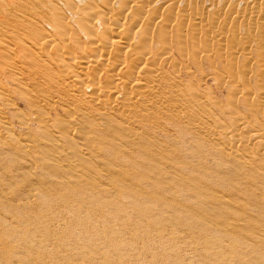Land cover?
<instances>
[{
	"label": "rangeland",
	"instance_id": "obj_1",
	"mask_svg": "<svg viewBox=\"0 0 264 264\" xmlns=\"http://www.w3.org/2000/svg\"><path fill=\"white\" fill-rule=\"evenodd\" d=\"M14 1L11 0L10 2V0L8 1L6 0L5 2L7 3L4 4V2L1 3L0 0V4H1L0 10L1 8L2 10H4V6L12 3L11 5L12 7L9 5L12 9L10 7L8 8L7 5L6 8L8 9H5L7 12L4 11L5 13H3L1 10V13L3 14L1 15L0 13L1 15L0 17H2V20H4L5 18H7L8 20V21L6 20V22L4 21L6 23L5 25L4 22L2 24L0 23L1 26L0 30L3 31L5 35L8 32L9 34L16 32L19 33L23 32L22 34L27 35L28 32V35L32 36L33 34L40 31L38 32L39 36L38 34H36L37 36L34 35L32 37L33 38L36 37V39L37 40L39 39V41L41 40L46 41L49 40L48 38H50L51 40H56L57 43H59L58 40L60 38H63V40L66 38L68 39L65 42L63 40H61L60 42V44H63V47L61 45L59 46V48L61 49L62 47V50L64 49L63 52L62 50H58V52L61 53L60 55H63L64 53L63 55L64 57L60 55H58V57L54 56L57 54L56 53L57 51H55V48L53 46L51 47L49 46L46 48L47 50H49V48L51 49L48 52L42 51L39 53V51L36 49L33 48H31L33 50L30 49L32 52L36 50L37 53L38 51L37 53L38 56L36 55V57L38 58V60L41 59L39 60L40 65L48 63L47 64L48 70L45 71L44 69H42V71H40L39 74L38 72H36L37 70L41 69V68L38 69V67H40L39 64L30 65L29 63L30 54H31V52H29L30 50L28 51L29 53H27L28 56L24 58L23 55H20L23 53H20L21 50L17 49V46H15L14 43L11 44L8 43L7 46L9 48L8 50L10 52L12 50L14 55H16L17 53L16 51H18L19 53L17 54V56L20 60H18V62L15 61V64H17L16 67L19 66V68L21 67L26 68L27 71H24L23 74H20L18 72L19 70H17L18 68L17 69L16 67L14 69L9 68V71L11 69V71L14 73L13 75H15V76L13 75L9 76V74L12 73H9L8 68L7 71L4 70L6 72H4L5 75L3 76L5 77L7 75L6 77L8 78L7 80L6 78L4 79V77L1 78V82L3 85L2 87L4 88H2L0 92L1 94L4 92L2 98H4V96L7 95L5 97L6 99H8L7 100L8 102L3 101L6 102L7 103L6 104L3 103L2 100H0V106L2 107V109L4 108L3 110L1 109L0 116L3 117V119L5 118L4 120L7 123L11 122L12 124V125L10 124L11 126H9L8 123V126L11 129L10 132L12 133V135L16 137L18 136L17 138L20 141L18 142L21 144L20 147L26 144L27 146L24 145L23 146L24 148L23 147L22 148L29 150L32 147L35 149L36 146V150L40 148L38 151L44 150L43 151L44 154L42 151L41 154V152L38 153V151L33 149L34 151L33 150L32 151L33 154L35 153L34 155L36 159L35 161H33L30 160V157L28 158L23 157L24 154L22 153H21L22 154L21 157L18 156L19 151L17 152L13 146L8 148L6 147L5 150V147L2 146V142L5 139V138L3 139L5 134L1 133L0 130L1 133L0 140L2 138V141H0L1 143L0 144V170H1L0 171V196H1L0 197V264H18V263L19 264H230V260L234 258L237 263L234 262L235 260H232L233 263L231 264H238V263L264 264V244L258 247L248 246L249 248L248 251L245 248L246 245L242 243V240L246 236L257 237V235L259 236L260 232L262 233L260 235L264 236V210H263L264 209V179H263L264 172H262L263 170L261 171L262 169L261 166H263L264 168V146H263L264 143L262 144V142H264V135H263L264 134V0H169V1L167 0H161V1L160 0L157 1L156 0H143V1L142 0H137V1L136 0H128V1L127 0H18L15 1V4ZM23 2L25 3V5ZM88 2L91 4H89ZM232 2L237 4L235 5ZM19 3H21L22 6ZM134 3L136 7L134 6ZM87 4L88 6L90 5L91 9H93L94 12L99 11L100 13L104 12V14L107 12L106 14H108V17L111 12H114L115 15L121 12L119 15L120 20L118 19L119 22H121L120 23L121 25L118 24V27L120 28L119 29L120 32L123 31L122 30L123 28L127 29L124 30V33L127 36L124 37L128 39V41H130L131 39H132L131 41L133 40L137 41L138 37L140 36H142L140 40L142 39L143 41L145 37L144 34H146V37L149 36V39L146 38L148 43L147 42L144 43V45L145 44L148 45L147 46L145 45L146 48H144L145 52L143 55V60H144L143 63L148 64L149 67L147 66L146 72L140 73L141 75L137 74L139 69H136V72L133 73V76L132 73L130 74L127 73V74H129V77L132 78L140 77L139 79L145 78L150 80H152V76L156 77L157 75H160L157 76L159 78L156 77L157 79H155L156 80L155 83L158 85L154 84L156 91L157 88L159 91V92L157 91L159 94L155 92L154 98L156 99V104L158 102L159 103L157 105L155 104L158 108L156 107L154 109L155 106L154 105L150 113L148 114L146 113V115L140 113L141 115L139 114L138 118L139 117L141 118H139V120L137 118L136 121L130 123L133 125L128 124V122L126 123L124 119L119 120L123 125L125 124V126H128L131 130L129 131V134L127 132L123 133V131L122 133L120 132L121 134L119 133L120 135L118 136L121 135L122 136L121 139L120 140L117 139L118 141L116 142L117 143L119 142L118 144L121 143L120 145L123 146L121 149L123 150L121 151L118 150L119 155L117 157V160H115V162L113 160L112 163L111 159L106 155V152L102 153L103 149H101L102 155L99 150L95 151V155L93 156L86 155L83 158L84 161L82 160L81 162L78 163L79 167L84 166V164L86 165L83 168L82 167L78 168V170H80L78 171L79 174L77 173V175L74 176L76 178L73 177L72 179L71 178L72 176L69 177L71 174H69V176L67 175L68 173L66 174L67 171H63L64 172L63 173L62 168L60 170H57L53 166L54 161L52 162L48 161L47 162L48 165L44 163L42 164L43 162L42 159H39L41 162L39 160L37 161L38 158L40 157L43 158V155H45V149L43 148L45 147L47 150L49 148L48 145H50V143L48 142H43L44 140L39 141L40 135H37L38 134L37 131L39 132V130L41 129L40 131L42 132L43 131L42 129L45 128L46 125H49L46 127L49 130L51 129L53 134L61 133L62 131L61 129L65 127L59 123L61 122L63 124H66L70 118L68 114H72L71 108H73V105L69 101L71 97H73L72 95L76 93L68 92L66 90L64 91L63 89H60V87L56 83L57 79H55V83H54V80H52V77H50L49 75L55 73L57 69L58 72H56L55 74L56 75L60 74L59 71L62 68H59L60 66L58 65L59 63L60 65H62L61 62L62 60L64 62V59L67 65L71 64V62L68 61H72V64L69 65V67L73 65L75 67H70V68H74L76 69V71H79L77 66L84 63L86 61L85 60L86 57L89 58L90 56V59L94 57L93 56L94 52L92 49L93 47H91L93 45L90 41L91 39L93 40L94 38L98 39V41L102 40L101 38L102 34L100 32V29H103L101 30L103 33L104 30L106 31V29L108 31L110 30V32H114L113 30L115 29L117 31L118 29V27L110 26V25H114V23L112 22L113 19H111L113 16L109 18H105L106 20L108 19L106 21L107 23L110 21L112 23L111 22L110 24L108 23L106 27L103 26V24L106 25L107 23L106 24L103 23L104 21L101 23V20H99V18L97 17L94 18L93 17L94 12L90 14L89 10L91 9L87 7ZM136 4L139 5L140 7H137ZM29 5L32 8L29 7ZM18 6H20L21 9ZM22 8L26 10L24 11L22 10ZM83 8L84 11L85 9L88 11V14L86 13V11L85 12L82 11ZM14 9L16 12L13 11ZM100 9H102L103 11L102 10L100 11ZM9 10L15 15H13ZM29 10H31V12ZM6 13L8 14L6 15ZM83 13L87 14L89 18L91 17L90 15H92V18L90 19L92 22L89 21V18H87L89 21L88 22L85 19L86 15H83ZM11 15L12 17H9ZM22 15L24 16V18ZM53 15L61 18V21L65 22L66 25L68 26L67 27L66 25H64L67 27L68 31L66 30L67 32L65 31L61 33L62 36L59 35L61 36L59 38L57 36L58 33H55L56 27L58 26L59 23L58 22L59 19L55 18L58 20L53 21L54 19L52 17ZM19 17L20 19H18L19 21H17V18ZM22 19L24 20V22H22L23 21ZM93 19L94 20L97 19V20L94 21ZM20 20L22 21L20 22ZM0 22H2L1 19ZM86 22L90 23L89 24L90 26L92 23V25L95 27L92 26L91 27L95 28L94 31H96L97 29L96 31L97 33L95 32L92 35V33L89 31H92L93 29L92 30L88 29L87 28L88 23ZM85 23L87 27L85 26ZM83 24L85 29L84 31L82 30ZM119 25L122 26V29ZM7 26L10 28H7ZM32 27H34L35 29L37 28L36 30L38 31L33 30ZM59 27L60 29L59 28L58 29L61 30L62 32L63 31L62 26ZM108 27L111 29H109ZM7 30L8 32H6ZM86 30H89L87 31L88 32L87 35L82 33V31L86 33ZM108 31H107V36L109 35ZM138 31L144 32L143 33L144 36L140 35L142 34L141 32L140 34H137L139 33ZM68 32L71 35H67L69 34ZM73 33L77 34L78 36L75 35L74 37ZM72 37H74V39H72ZM134 37L135 39H133ZM23 44H27L26 41H24ZM83 45L84 48L81 47ZM67 49H69V52ZM111 51L109 50L106 51L105 53L106 55L103 54V58L101 56V59H106V62L104 60L103 62L101 61L100 64L99 63L95 64V60H94L96 57L95 56L92 59V62L88 63L89 69L87 72L89 71L97 72L95 74L91 72L89 74V77H92L93 75L95 77L97 76L96 77L97 81L95 82L98 83L100 82V85L101 87L103 86L102 89L104 90L106 89L104 85L107 87L111 86L109 88H114V86L116 85L115 88L117 87L116 88L117 92L121 90L129 91L128 89H131L132 87L131 83L125 84L123 81L118 80L119 79L118 76L122 75L124 78L122 79V77L120 76L122 80L128 78L125 77L128 76L125 73V71L128 72V67L132 65L130 62H132L131 59L134 52L131 49L130 51L123 50L121 55L123 59L125 58L124 59L125 61L121 59L122 57L120 59L126 63L125 65L120 66L121 67L120 68L119 66L116 67L112 66V63L114 62L113 60H115L114 59L115 54L114 52H112L111 55L109 53ZM70 52L72 54L71 58L70 56L66 57L65 55H67V53L68 55H70ZM42 53L43 54L48 53V54L43 55ZM27 54L25 53V56ZM11 55L12 54H10L9 57H11ZM14 55H12L11 58H14L15 57ZM48 55L50 56L46 57ZM82 55L83 57H85L84 59L83 57L81 58ZM52 56L54 58L57 57V59L60 62L54 59ZM22 57L24 60L23 62H22ZM79 57L81 58V60ZM51 58L54 59L53 62L50 61ZM69 58L72 60H68ZM107 58L111 60L110 61L112 62L111 64L108 63L109 60ZM8 60L9 59L7 57V60L4 61H8ZM54 62L57 64L55 65ZM21 64L25 66H22ZM50 66L53 68H50ZM150 66L151 67L153 66L152 67L153 69ZM148 68L149 70L157 69L155 70V72L157 71V74L153 73L151 75V72H149ZM14 70H16L17 73ZM53 70L54 72L51 73ZM44 72L46 75L44 74ZM24 73L27 74V76ZM135 73L136 76H134ZM161 73L165 77H168L170 80H168L167 82V80L163 78ZM17 75H20V78ZM111 75L114 77L115 81H113L114 79L113 77H111ZM12 76L13 77L17 76L18 78H13ZM29 76L30 78H28ZM33 76H35V78ZM44 76L45 77L47 76V78H45ZM9 78L10 80H8ZM15 79H17L16 82L18 81V83L16 82L14 83ZM18 79L21 80V83H19L20 81ZM85 82L87 83V85L93 87L92 85L93 80L92 82L91 81L89 82L87 79ZM113 83L116 84L112 85ZM176 85L180 86V88L179 87L177 88ZM174 86L176 88H174ZM36 88L37 90L38 88H40V90H38L40 92H38ZM109 88L108 90L107 89L106 90L109 91L110 90ZM115 88L111 89L110 91L112 90L114 91ZM20 89H22L28 95L23 93L24 94L23 96ZM93 89L96 88L90 89V92L97 94L98 91L97 90L94 91ZM177 89H180L181 92L178 93ZM17 90H19L18 91L19 93L16 92ZM32 90L34 92L37 91L36 94L32 92ZM43 90L44 93L42 92ZM6 91L7 93H5ZM56 91L59 92V94H57ZM50 92L53 93L51 94ZM163 92L167 93V94L165 93L166 97L164 98V100L162 99L163 94L161 95L160 98V93ZM33 93L35 97L33 96ZM38 93L40 94L46 93L47 95L50 94L49 95L50 99L48 98L49 101L47 100L48 102H43L40 100L39 102V100H37L36 97L37 95H40ZM112 96L117 97V94L113 93ZM31 97L36 98V100L33 98L36 102L34 101L35 103L33 102L32 105H31L32 102L31 101L29 102ZM159 98L160 100L158 101ZM192 98H197L199 103H201V105L205 107V109H207V111H209L213 116H211V114L209 113L208 114L211 117H213L215 121L217 119V122L221 123L220 129L224 128L225 130L227 129L228 131H230L232 126H236L238 128V129L236 127L235 129L234 127L232 128L233 130L231 131L233 133L234 140L232 139L231 143L229 144L227 143L228 146L222 141V137L218 132H213L214 134L209 133L208 131L205 132L204 131L206 130L204 129L205 127H201L202 124H204L203 121H207L206 124H208L209 126L213 125L212 120H208L204 118L203 116H201L199 112H196V114L197 113H198L197 115L200 114L199 115L200 117L198 116L200 119L197 117L196 118L191 117L192 118L191 119L189 118V116L191 115L183 116V113L186 111L184 108L187 109V107L184 105V101ZM87 101H89V105L93 103L90 99H88ZM41 102L42 104H40ZM44 103L46 106L44 105ZM162 103H164L163 105H165L164 106L165 108L170 107V104L172 103L177 104L178 106L181 105L182 107L181 108L178 107L174 109L170 107L171 110L168 108L166 109L168 111L167 112L165 108L162 107ZM35 104H37V107L39 106L40 108L39 107L36 108ZM33 105H35L34 108H36L37 110L39 109V111L40 109L42 111L43 108L45 109L42 113L41 111L40 112L34 111V108L31 109V106ZM159 105L162 108H160ZM68 106H70V108ZM119 108L121 109L122 107H118L117 110ZM120 109L118 110V112L120 111L119 114L123 113L124 111L123 108L121 110ZM15 111H17V114L12 115L14 114ZM68 111L69 113H66ZM34 112L39 113L38 114L39 118L36 116L37 115L36 113L34 115ZM46 112H48V114ZM126 114H128V111L125 110L123 115ZM17 115L20 117H23L25 115L26 118L25 120H23L24 122L21 120L20 117H19L20 120H18L19 118L17 117ZM41 116L43 118H41ZM194 118L195 120L196 119L198 120L194 121ZM201 118L202 121L200 126L199 120H201ZM42 119L43 122H41ZM235 119L237 120V122H235ZM62 120L65 121L66 123H64ZM45 121L48 124L45 125ZM196 122L199 123V126H197ZM78 123L81 125V127H79L80 125ZM78 123L76 124L77 127L75 125V128H77L79 131L77 130L76 133H74L72 130H70V133H68V135L69 134L71 135L70 137L72 141L76 138L75 142H72L71 146L76 147V145L78 144L77 147L79 146L78 147L79 149H83V146L85 144H86L85 146L88 147L92 141L95 142V144L92 143L93 147L96 145L95 146L96 149L100 148V145L97 142V140H100L101 136L108 133V131L106 132L107 129L101 127L103 128L104 132L101 131L97 133H92L93 132L92 130H90L87 127L86 129L84 128L82 123L80 122ZM234 123H236L237 125H234ZM240 123H242L243 126ZM54 124L55 126L58 125L59 127L57 126L56 128L55 126L51 127V125L53 126ZM60 126H62L63 128H61ZM132 126L133 128L134 127L135 128L133 129ZM251 126L254 127L252 131L249 128L245 129L246 127L252 128ZM57 129L58 130L60 129L59 130L60 132H58ZM87 130L89 133L86 134ZM243 130L245 133H243ZM246 130H250L252 134L249 133L250 131H246ZM55 131H57V133ZM136 131H138V134L140 133L141 137L137 135ZM72 133L74 135L75 134L77 135L74 136ZM109 133H111V130H109ZM109 133L106 135L108 138H111L108 136ZM130 133L132 134L131 136ZM255 133L256 134L262 133L261 135L263 136V138L260 134L259 136H261V138L259 137L257 138L258 135L256 136ZM93 134L97 137H93L92 136ZM254 134L256 138L255 136H253ZM82 135H84V137ZM250 135H252L254 139H251L253 137ZM14 136H12V138ZM28 136L31 137L28 138ZM132 136L133 138H131ZM138 136L141 139H138ZM16 137H14L13 139L15 140ZM33 137L34 139H32L31 141L30 138ZM91 137H93V139ZM103 138H105V135ZM35 139L38 140L39 142L36 141ZM112 139H114V136L112 137ZM122 139L127 140L126 146L121 142ZM133 139L135 145L132 143ZM260 139H262V141H260ZM22 141L23 143H21ZM33 141L37 142V144L36 143L34 144ZM137 141L138 143H136ZM27 142H29L28 144L32 143L33 145L30 146L27 144ZM138 144L139 146L137 147L136 145ZM141 144H143V146H141ZM219 145L220 147L222 146L224 148L221 147L219 149L218 148ZM37 146L39 147L37 148ZM85 146L84 148H86ZM3 148L4 151L2 150ZM11 148L15 150L13 151V149ZM155 148H158L159 150L158 149L155 150ZM8 149L9 151H7ZM65 150L66 152L71 151L70 149L67 150L66 148ZM143 151L145 153L144 155H142ZM245 153H247V155L256 154L255 156L260 157L262 160L261 162H263V164L262 163L259 164L260 167L258 168L259 166L258 162L260 160L259 158L256 157L257 163L255 162V165H247V163L244 161L245 159L244 157L247 156ZM96 155L98 157L100 156V158L104 157L103 160H101L100 162ZM156 155H159L160 158H158V156ZM148 156L149 157L151 156L152 158L150 157L151 158L150 159ZM10 157L12 158L9 159ZM90 157L92 159H95L96 157L97 159L92 160ZM161 157L163 159H161ZM106 158L109 160L108 164L112 163L113 165H115L116 163V166H113L112 164L108 165L107 163H104ZM122 158L124 159L123 161L121 160ZM17 159H19L20 161L19 160L17 161ZM85 159H87L88 161L87 160L85 161ZM236 159H238L239 161L238 160L236 161ZM12 160L13 161L15 160V162H13ZM24 160H26L25 162H29L28 165L24 163ZM156 160L163 167L160 164H159L160 166L156 164L157 162ZM94 161L98 162V166L97 163L95 164ZM153 161L156 162L154 163ZM242 161H244V163ZM92 162H94L93 164L95 166V169H98V171L100 172L102 169L100 175L97 176L96 174H94L93 171L94 168H90V167H94L92 166L93 164H91ZM31 163L32 164L34 163V165L32 166ZM240 164L242 165L241 167ZM36 165L37 167H39L37 168L38 170L35 168ZM167 165L170 168H168ZM43 166L45 168L47 166L48 168L45 169L43 168ZM52 166L53 168H51ZM107 166L113 169V171L111 170L112 173L109 170H107L106 168ZM148 166H152L153 168ZM85 167L87 168L85 169ZM40 169L41 171H39ZM44 169L46 170L45 172L48 174H46L43 171ZM84 169L86 170V172H84L85 171ZM104 169H106V172L104 171ZM126 169H128L129 171ZM170 169H176V170L172 171ZM33 170H35L36 173L39 172L38 173L39 175H37ZM48 170H51L53 172L51 171L49 172ZM63 170L66 169L63 168ZM168 170L171 171L172 173L170 172L169 174ZM90 172H92V174H90ZM32 173L33 174L35 173V176H38L36 177V180L33 179L35 176H32L33 175ZM51 173L54 174L56 173L57 177L59 175H61V177L60 176L58 178L54 177V174ZM59 173H63L64 175ZM86 173L91 178H89V176L86 175ZM113 173H115L116 175L115 174L112 175ZM65 174L67 175V177H64ZM177 174H179L181 178L178 177ZM27 176L29 177L31 176L33 180L29 177L28 179ZM62 176L66 179H64ZM118 176L120 177L118 178ZM52 177H54L55 179ZM78 177H80L81 180L82 179L85 180L80 182L81 180L79 181ZM93 177L97 181H94V179H92ZM104 178L105 180H103ZM178 178L180 179L178 180ZM59 180H61V182ZM74 180H76L77 182ZM67 181L68 182L71 181V182L68 183ZM42 183H45L44 186L42 185L43 187L41 186ZM70 183L72 184V186L70 185ZM82 183L84 185L83 188L88 189V195L82 196L80 199L81 202L77 203L75 201L74 203L73 202L75 197L74 193L76 192L72 189V187L76 189V187ZM104 183L106 185L108 184L107 185L108 187H106ZM118 183L121 184L118 185ZM46 184H49V186L46 187ZM103 184L104 186L102 188ZM125 186H127L128 188L126 189ZM31 187H33L34 189L33 188L31 189ZM112 187L116 191L113 190ZM169 187L171 188V190H169L170 189ZM11 188L14 189L13 193ZM107 188H109L110 192L107 190ZM93 189L95 190L93 191ZM60 192H64V193L61 194ZM116 192L119 193L122 192L123 194L126 193L124 195L125 199L123 198L122 200L125 203L126 202L130 203L132 202L133 198L137 199L140 196H141V200L146 199V202L143 203L144 205L134 204L136 207L142 210L141 215L132 214L131 212H127L128 215L126 214L125 216L117 215L115 207L110 205L115 200L114 195ZM99 193L100 194L103 193V194L100 195ZM62 195L64 196L63 197L64 199L61 197ZM90 195L93 198H91ZM110 195H112V197H110ZM252 195H255L256 197ZM102 196H104L105 198L104 197L102 198ZM213 196L224 197L223 199L225 200V204L226 203L227 204L226 205L223 204L222 206L214 205L213 207H217L216 209L214 208L216 212H214L212 209L213 207H211V209H209L208 211H213V212L209 213L208 211L202 209L203 207L202 205H203V201H205L204 198H206V201L207 200L209 201L214 198ZM103 199H105L106 201ZM226 200H230V201L226 202ZM231 201L233 204L231 203ZM87 203L91 204L90 205L91 208ZM165 203L168 204V205L166 204L168 207H174L177 214H182L179 212L184 210L185 214H188L189 212L192 215L190 214L187 215L186 218L187 220L185 219L184 221L180 222L177 229L175 227L176 223L174 224L173 222L169 221L170 219L169 216L171 215L167 214L163 218L162 216H160L159 213H157L161 211V208L162 206L164 207ZM198 203H200V205ZM78 204H80L81 206ZM178 204L180 207L178 206ZM236 204L239 205L237 206ZM85 205L88 207H86ZM224 205L226 207L228 205V207L223 208ZM92 206L94 208H92ZM186 206L187 208L189 207L191 211H189V209L187 210ZM248 207L249 208L251 207L250 208L251 211H249ZM198 209L199 210L202 209L204 213H201V211H198ZM145 211L149 212L147 216L145 215L143 216V213ZM221 211L222 213L224 212L226 213L222 215V213H220ZM113 212L114 214L115 213L116 214L114 215ZM227 212L231 214V216ZM211 214H213L214 217H212L213 215ZM220 215H222L223 217H221ZM247 215L248 216L250 215L251 217L249 216L248 218ZM224 216L227 217V219ZM161 217L163 218V220ZM188 218L190 219L188 220ZM238 218L241 219V221ZM166 219L169 223L166 221ZM196 219H198V221ZM200 219H203L201 220L202 222L203 221L205 222V220H206L205 223L209 222L207 223V226L203 228L197 227L198 224L201 222ZM259 219H260V223H259ZM145 220H147V222ZM256 220H258V222ZM215 221L217 222L216 224ZM165 222H167L168 225ZM226 222L229 224L227 225ZM256 222L258 223V225ZM160 223L162 224V226ZM163 223H165L166 225H163ZM171 223L174 224L175 226L172 225ZM238 223L239 224L241 223V225H239ZM169 224H171L172 226H170ZM234 224L237 225V227ZM219 225L222 227H220ZM223 225H224V229H223ZM231 225L232 226L234 225L233 226L234 228ZM228 226L229 228H227ZM238 227L241 228L238 229ZM1 228L3 229V231ZM252 230H254L255 233ZM216 236L219 237L217 238ZM224 236H226V238ZM187 237L191 240L187 239ZM223 237L225 240L223 239ZM235 240L237 242L236 248L233 247L234 246L233 241ZM239 240L241 244L239 243ZM229 257L231 258L229 259Z\"/></svg>",
	"mask_w": 264,
	"mask_h": 264
},
{
	"label": "bare ground",
	"instance_id": "obj_2",
	"mask_svg": "<svg viewBox=\"0 0 264 264\" xmlns=\"http://www.w3.org/2000/svg\"><path fill=\"white\" fill-rule=\"evenodd\" d=\"M6 0H1V3L2 2H4V4L5 3H7V2H5ZM8 1V0H7ZM14 1V0H13ZM15 1H18V0H15ZM15 1H14V4H15ZM128 1V0H127ZM137 1V0H136ZM143 1V0H142ZM157 1V0H156ZM161 1V0H160ZM159 1V2H160ZM167 1H169V0H167ZM10 2H11V0H10ZM9 2V3H10ZM140 2V1H139ZM152 2V1H151ZM166 2V1H165ZM207 2V1H206ZM234 2H236V1H234ZM234 2H232L233 4H235ZM17 3V2H16ZM22 3V2H21ZM21 3H19V4H21ZM24 3V2H23ZM89 3V2H88ZM133 3V2H132ZM136 3V2H135ZM135 3H134V6H135ZM240 3H241V1H240ZM89 4H91V3H89ZM140 4V3H139ZM142 4V3H141ZM237 4V3H236ZM235 4V5H236ZM1 5V4H0ZM8 5V8L12 5V3L11 4H7ZM6 5V6H7ZM10 5V6H9ZM18 5V4H17ZM24 5H25V3H24ZM27 5V4H26ZM137 5V4H136ZM157 5V4H156ZM155 5V6H156ZM238 5H239V3H238ZM6 6H4V10H2V8H1V10H2V12L3 13H5V12H7L5 9H8V8H6ZM21 6H22V4H21ZM120 6H121V4H120ZM142 6V5H141ZM152 6V5H151ZM12 7V6H11ZM10 7V8H11ZM16 7V6H15ZM19 8H20V6H18ZM29 7H31L30 5H29ZM87 7H89L90 9H91V7H90V5L88 6V4H87ZM132 7H133V5H132ZM136 7V6H135ZM137 7H140L139 5H137ZM28 8V7H27ZM32 8V7H31ZM85 8V7H84ZM84 8H83V12H85L86 11V13L88 14V11L85 9V11H84ZM12 9V8H11ZM10 9V10H11ZM21 9V8H20ZM121 9V8H120ZM153 9V8H152ZM157 9V8H156ZM1 10H0V13H1ZM9 10V11H10ZM22 10H26V9H24V8H22ZM91 10H92V12H91ZM91 10H89L90 11V14L91 13H93L94 11H93V9H91ZM102 9H100V11H101ZM5 11V12H4ZM13 11H15V9L13 10ZM30 12H31V10H29ZM33 11V10H32ZM103 11V10H102ZM112 11V10H111ZM110 11V12H111ZM151 11V10H150ZM11 12V11H10ZM16 12V11H15ZM106 12V11H105ZM120 12V11H119ZM3 13H1V15L3 14ZM12 13V12H11ZM11 13H9V14H11ZM20 13V12H19ZM18 13V14H19ZM95 13V14H94ZM93 13V17L94 18H99V20H101V23L103 22V23H107L106 21L108 20H106L105 18H109V17H111V16H113L111 19H113V23H114V25H110V26H115V27H118V24H120L121 22H119V20H120V18H119V15H120V13H117L116 15L114 14V12H111L110 14H109V17H108V14H104V12H102V13H100L99 11H96V12H94ZM8 13H6V15H7ZM13 14V13H12ZM22 14V13H21ZM57 14V13H56ZM87 14H85V13H83V15H86V17H85V19L88 21V19L87 18H89V16L87 15ZM0 15V16H1ZM13 15H15V14H13ZM19 16V15H18ZM23 16V15H22ZM33 16V15H32ZM91 17L89 18V21H91L90 19L92 18V15H90ZM152 16V15H151ZM9 17H12V15L11 16H9ZM16 17V16H15ZM54 19H53V21L54 20H58L59 19V23H61V24H59L58 22V26L56 27V31H55V33H58V38L59 37H61L62 35H61V33H63V32H65L66 30L68 31V29H67V25H66V23L65 22H63V21H61V18H59L58 16H52ZM5 18V17H4ZM22 18V17H21ZM23 18H24V16H23ZM55 18H58V19H55ZM0 19H1V21L2 22H0L1 24L5 21L6 22V20H7V18H5L4 20H2V17H0ZM15 19V18H14ZM18 19H20V17L19 18H17V21H19ZM119 19V20H118ZM23 20V19H22ZM22 20H20V22L22 21ZM94 20V19H93ZM95 20H97V19H95ZM94 20V21H95ZM8 21V20H7ZM88 21V22H89ZM110 21V20H109ZM4 22V25L6 24ZM22 22H24V20L22 21ZM63 22V23H62ZM88 22H86V23H88ZM92 22V21H91ZM111 22V21H110ZM110 22H108L109 24H110ZM111 22V23H112ZM55 23H56V21H55ZM65 23V24H64ZM86 23H85V26H86ZM101 23H100V25H101ZM108 23L106 24V25H104L103 24V26H107L108 25ZM9 24V23H8ZM11 24V23H10ZM19 24V23H18ZM63 24V25H62ZM90 23H88L87 24V28L88 29H93L92 31H89V30H86V33L85 32H83L85 29H84V24H83V26H82V33L83 34H85V35H87V31H89V32H91L92 33V35H93V33H95L96 31H97V29H96V31H94V29L95 28H92V27H95V26H93L92 25V23H91V26L89 25ZM3 25V26H4ZM21 25V24H20ZM23 25V24H22ZM64 25H66V26H64ZM121 25V24H120ZM119 25V26H120ZM59 26H62V28H63V31L61 32V30H59L60 29V27ZM64 26V27H63ZM66 27V28H65ZM121 27V29H122V26H120ZM0 28H1V26H0ZM7 28H10V27H8L7 26ZM7 28H5V29H7ZM12 28V27H11ZM20 28V27H19ZM24 28V27H23ZM27 28V27H26ZM30 28V27H29ZM59 28V29H58ZM86 28V29H87ZM109 28V27H108ZM32 29L33 30H36L34 27H32ZM65 29V30H64ZM81 29H80V31H81ZM100 29V28H99ZM109 29H111V28H109ZM119 27H118V29H117V31H116V29L115 30H113L114 32H110V30L108 31L107 29H106V31L104 30V33L101 31V30H103V29H100V32H101V38H102V40H99L98 41V39H96V38H94L93 40L91 39V43H92V45L93 46H91V47H93L92 49H93V52H94V57H95V64H100L101 63V61L103 62L104 60H105V62H106V59H101V56H102V58H103V54H105L106 53V51H111V50H113V51H111V52H109L110 54L112 53V52H114V54H115V60H113L114 62L112 63V62H110L111 60H109L108 58H111V57H108L107 59L109 60V62L108 63H112V66H114V67H116V66H122V65H125V63L126 62H124L125 60V58L123 59V57H122V55H121V53L123 52V50H129L130 51V49L131 50H133V56H132V62H130L132 65L131 66H129L128 67V72H126L125 71V73L127 74V73H132V76H133V73L134 72H136V69H139V71H138V75H141L140 73H144V72H146V68H147V66H148V64H146V63H143V55H144V48H146V46L148 45V44H145L144 45V43L145 42H147V39H149V36H147L146 37V34H144L145 35V37H144V40L142 41V39L140 40V38L142 37V36H140V37H138V35H137V37H138V40H140V41H136V40H133V41H128V39H126L124 36H127L125 33H124V30H127L126 28H123L122 30L123 31H119ZM4 30V29H3ZM32 30V31H33ZM40 30V29H39ZM28 31V30H27ZM36 31H38V30H36ZM66 31V32H67ZM94 31V32H93ZM107 31L109 32V35L107 36ZM6 32H8V30L6 31ZM30 32V31H29ZM38 32H40V31H38ZM35 33V34H33L32 36H34V35H36V34H38V36H39V33ZM106 32V33H105ZM116 32V33H115ZM139 32V31H138ZM141 32V31H140ZM140 32L139 33H137V34H140ZM12 33V32H11ZM23 33V32H22ZM21 32L19 33V32H16V33H12V34H9V32L7 33V34H9V35H5V33L3 32V31H1L0 30V90H2V88H4V87H2L3 85H2V82H1V78L2 77H4L3 75H5V73L4 72H6L7 71V68H8V71H9V68H15L16 67V65L17 64H15V61L16 62H18V60H20L19 58H18V56H17V54H19L18 53V51H16L17 53H16V55H14L13 54V52H12V50H11V52L8 50L9 48L7 47L8 46V43L9 44H11V43H14V45L15 46H17V49H20L21 50V52L20 53H23V54H20V55H23V57L25 58V57H27L28 56V54L27 53H29V52H31V54H30V65L32 64V65H35V64H39V60H41V59H39L38 60V58L36 57V55H37V53H38V51H39V53L40 52H42V51H45V52H48V51H50L51 49L49 48V50H47L46 48L47 47H51V46H53L54 48H55V51H57L56 53V55H54V56H57L58 57V55H60L61 53H59L58 52V50H62V47H63V44H60V42H61V40H63V38H60L59 40H58V42L59 43H57L56 42V40H51L50 38H48L49 40H46V41H42L41 39V41H39V39L37 40L36 39V37H32L31 35V37L28 35V32H27V35L26 34H22ZM26 33V32H25ZM31 33V32H30ZM69 33V32H68ZM97 33V32H96ZM142 34H140V35H143V33L144 32H141ZM74 34V33H73ZM59 35H61V36H59ZM67 35H71L70 33L69 34H67ZM75 35H77V34H74V37H75ZM95 35V34H94ZM97 35V34H96ZM143 35V36H144ZM37 36V35H36ZM64 36V35H63ZM78 36V35H77ZM136 36V35H135ZM68 37V36H67ZM74 37H72V39H74ZM90 37V36H89ZM38 38V37H37ZM77 38V37H76ZM147 38V39H146ZM68 38H66V39H64L63 41L65 42L66 40H67ZM96 39V40H95ZM133 39H135V37L133 38ZM24 41H26V43L30 46H28L27 44H23V42ZM135 41V42H134ZM67 43V42H66ZM148 43V42H147ZM25 45V46H24ZM62 45V47H61V49L59 48V46H61ZM80 45H82V44H80ZM145 46V47H144ZM29 47V48H28ZM82 48H84V45L83 46H81ZM86 47V46H85ZM15 48V47H14ZM31 48H33V49H36V50H38L37 51V53H36V50H34V52H32L31 50H33V49H31ZM66 48H67V46H66ZM11 49V48H10ZM27 49V50H26ZM31 49V50H30ZM46 49V50H45ZM70 49V48H69ZM69 49H67L68 50V52H69ZM86 49V48H85ZM111 49V50H110ZM30 50V51H29ZM64 50V49H63ZM63 50H62V52H63ZM29 51V52H28ZM15 52V51H14ZM61 52V51H60ZM125 52H127V51H125ZM25 53L27 54L26 56H25ZM84 53H85V51H84ZM10 54H12V55H14L13 57L14 58H11L12 57V55H11V57H9L10 56ZM43 54V53H42ZM45 54V53H44ZM43 54V55H44ZM48 54V53H47ZM47 54H45V55H47ZM55 54V53H54ZM42 55V56H43ZM63 55H64V53H63ZM63 55H60V56H63ZM106 55V54H105ZM112 55V54H111ZM126 55V54H125ZM124 55V56H125ZM38 56V55H37ZM50 55H48V56H46V57H49ZM59 56V57H60ZM66 57L67 56H70V58H71V56H72V54H71V52H70V55H68V53H67V55H65ZM84 56H85V54H84ZM7 57H8V59L10 60H8V61H4V60H7ZM23 57H22V62L24 61L23 60ZM44 57V56H43ZM53 57V56H52ZM57 57H53L54 59H56V60H58L57 59ZM64 57V56H63ZM83 57V55L81 56V58ZM93 57V58H94ZM122 57V58H121ZM4 58H6V59H4ZM20 58H21V56H20ZM36 58V59H35ZM42 58V57H41ZM53 58H51V60L50 61H54V59ZM68 59V60H72V59ZM73 58V57H72ZM80 58V57H79ZM81 58H80V60H81ZM85 57H83V59H84ZM92 58V59H93ZM97 58V59H96ZM105 58V57H104ZM113 58V57H112ZM123 59L124 61H122L121 59ZM27 59V58H26ZM29 59V58H28ZM45 59V58H44ZM50 59V58H49ZM61 59V58H60ZM92 59H90V56H89V58L88 57H86L85 58V60H83V61H85L84 63H82V64H80V65H82V66H77L78 67V70L79 71H76V69H74V68H70V67H75V66H70L69 67V65H71L72 64V61H68V62H71V64H66V62H65V59H64V62H63V60H62V65H60V61L58 62L59 63V65L58 66H60L59 68H62V69H60V74L59 75H56L55 73L56 72H58V69L55 71V73H53L54 72V70L51 72V73H53V74H51V75H49L50 77H52V80H54V83H55V79H57V85L60 87V89H63L64 91L66 90V91H68V92H74V93H76V94H73L72 96L73 97H71V99H70V101L69 102H71V104L73 105V108H71V113L72 114H68L69 115V121H67V123L65 122V121H63L64 123H66V124H63V123H59V120H58V123L59 124H61V125H63L65 128H63L62 126H60L61 128H63L64 129V131H63V129H61L62 131H61V133H58V134H53V132H52V130L50 131L49 129H47V127L46 126H49V125H46V124H48V123H46V121H45V128H43V127H41V128H43L42 130V132L39 130V132H41V133H39L38 131H37V135H40V140L39 141H43V142H48V143H50V145H48L49 146V148H48V146H47V150H46V148L44 147L43 149H45V155H43V158L42 157H40V158H38L37 159V161L39 160V159H42L43 160V162H42V164L44 163V164H47V162L48 161H50V162H52V161H54L53 163V166L57 169V170H60L61 168H62V172L63 171H67L66 172V174L69 176V174H71L69 177H71L72 179H73V177L75 176V175H77V173L79 174V172L78 171H80V170H78V168H83L86 164H84V166H80L79 167V165H78V163L79 162H81L82 160H83V158L87 155V156H93V155H95V151H100V153H101V149H103L104 150V152H103V150H102V153H105L106 152V155L111 159V161H112V163H113V160H114V162H115V160H117V157H118V155H119V151L118 150H123V149H121L123 146L122 145H120V144H118L116 141H118V140H120L121 139V136H118V135H120L121 133H122V131H123V133L124 132H127L128 134H129V131L131 130L128 126H125V124L123 125L122 123H121V121H119V120H125L126 121V123L128 122V124H130V123H132V122H134V121H136L137 120V118H138V115L140 114V113H142L143 115L145 114L146 115V113L148 114V113H150V111L153 109V106L156 104V99L154 98V95H155V92H157L158 91V88H157V91H156V88L154 87V84H156L155 83V79H157V78H159V77H157V76H160V75H155L156 77H154V76H152V80H150V79H145V78H143V79H139L138 77V79L137 78H132V77H129V74H127L128 76H125V77H128V78H126L125 80H122V79H124L123 78V76L122 75H120L121 77H122V79L120 78V76H118L119 77V79L118 80H120V81H123L125 84H128V83H131V89H128L129 91H125V90H121V91H119V92H117L116 91V88H115V84L113 83L112 85H115L114 86V88H115V90L113 91H110L111 89H114V88H109V87H111V86H109V87H107V86H105L104 85V87H106V89L108 90V88L110 89L109 91H107L106 89L104 90V89H102L103 88V86L101 87V85H100V82L98 83V82H95V81H97L96 80V77L93 75L92 77H89V74L92 72V71H89V72H87L88 71V69H89V64L88 63H90V62H92ZM79 60V59H78ZM91 60V61H90ZM29 61V60H28ZM27 61V62H28ZM45 61V60H44ZM26 62V63H27ZM42 62V61H41ZM46 62H48V61H46ZM56 62V61H55ZM54 62V63H55ZM67 62V63H68ZM80 62V61H79ZM25 63V64H26ZM94 63V62H93ZM129 63V64H130ZM48 64V63H47ZM47 64H43V65H40L39 64V66L40 67H38V69L39 68H41L40 70H37L36 72H38V74L40 73V71H42V69H44L45 71H47L48 70V66H47ZM57 63H55V65H56ZM74 64V63H73ZM77 64V63H76ZM88 64V65H87ZM106 64V63H105ZM22 65V64H21ZM50 65V64H49ZM86 65H87V67H86ZM91 65V64H90ZM104 65V64H103ZM143 65V66H142ZM22 66H25V65H22ZM66 66H68V67H66ZM66 67V68H65ZM91 67V66H90ZM96 67V66H95ZM126 67V66H125ZM149 67V66H148ZM151 67V66H150ZM153 67V66H152ZM151 67V68H152ZM155 67V66H154ZM18 68V69H17ZM50 68H53V67H51L50 66ZM57 68V67H56ZM121 68V67H120ZM11 69H10V71H11ZM16 69L17 70H19L18 72L20 73V74H23V72L24 71H27V69L26 68H19V66L18 67H16ZM32 69V68H31ZM153 69V68H152ZM4 70H6V71H4ZM135 70V71H134ZM148 70H149V68H148ZM155 70H157V69H154V70H149V72H151V75L154 73H156L157 74V71L155 72ZM9 71V73H12V74H9V73H7V74H9V76L10 75H13L14 73L11 71L10 72ZM15 72H16V70H14ZM17 73V72H16ZM15 73V74H16ZM26 73V72H25ZM24 73V74H25ZM30 73V72H29ZM33 73H34V70H33ZM42 73V72H41ZM93 74H95V73H97L96 71L95 72H92ZM124 73V74H125ZM32 74V73H31ZM44 74H45V72H44ZM100 74V73H99ZM159 74V73H158ZM162 74V73H161ZM26 76H27V74H25ZM30 75V74H29ZM42 75V74H41ZM46 75V74H45ZM92 75V74H91ZM97 75V74H96ZM114 75H117V74H114ZM7 76V75H6ZM4 77V79L6 78V80H7V78L8 77ZM13 76H15V75H13ZM12 76V77H13ZM17 76H19V78H20V75H17ZM13 77V78H18V77ZM22 76V75H21ZM131 76V75H130ZM134 76H136V73H135V75ZM142 76H144V75H142ZM141 76V77H142ZM162 76H163V78H165L166 80H167V82H168V80H170L168 77H165L163 74H162ZM32 77V76H31ZM34 78H35V76H33ZM45 77V76H44ZM43 77V78H44ZM111 77H113L112 75H111ZM110 77V78H111ZM154 77V78H153ZM12 78V79H13ZM28 78H30V76L28 77ZM37 78H38V76H37ZM36 78V79H37ZM45 78H47V76L45 77ZM88 79V81L90 82H92V80H93V83H92V85H93V87H91V86H89V85H87V83L85 82L86 80ZM113 79H114V77H113ZM112 79V80H113ZM153 79H154V81H153ZM8 80H10V78L8 79ZM16 80L17 79H15V81H14V83L16 82ZM19 80V79H18ZM51 80V79H50ZM99 80V79H98ZM20 82L19 83H21V80H19ZM39 81V80H38ZM100 81V80H99ZM113 81H115V79L113 80ZM36 82H37V80H36ZM88 82V83H89ZM117 82V81H116ZM16 83H18V81L16 82ZM102 83V82H101ZM4 84V83H3ZM91 84V83H90ZM18 85V84H17ZM21 85V84H20ZM36 85V84H35ZM156 85H158V84H156ZM177 86V88L179 87L180 88V86H178V85H176ZM20 87V86H19ZM37 87V86H36ZM113 87V86H112ZM171 87V86H170ZM92 88H96V89H93L94 91L95 90H97L98 92H97V94H94V93H91L90 92V89H92ZM174 88H176L175 86H174ZM46 89V88H45ZM160 89V88H159ZM6 90V89H5ZM36 90H37V88H36ZM35 90V91H36ZM38 90H40V88H38ZM37 90V91H38ZM42 90V89H41ZM53 90H54V88H53ZM173 90V89H172ZM178 91V93H180L181 92V90L180 89H177ZM19 90H17L16 92H18ZM20 91L22 92V94L24 93V94H26L22 89H20ZM36 91V92H37ZM13 92H14V90H13ZM32 92H34L33 90H32ZM36 92H34L35 94H36ZM38 92H40V91H38ZM43 93H44V90L42 91ZM47 92V91H46ZM57 92V91H56ZM159 92V91H158ZM157 92V93H158ZM161 92V91H160ZM4 93V92H3ZM3 93L1 94V92H0V100H2V102L3 101H7L8 99H6V97L5 96H7V95H5L4 96V98H2L3 97ZM5 93H7V91L5 92ZM19 93V92H18ZM34 93H33V96H34ZM43 93H38V94H40V95H37L36 97H37V100H39V102H40V100L41 101H43V102H48L49 101V95L50 94H43ZM48 93V92H47ZM51 93V92H50ZM53 93V92H52ZM51 93V94H52ZM113 93L115 94H117V97H113L112 95H113ZM165 93L166 92H163V93H160V98H161V95L163 94V97H162V99L164 100V98L166 97V95H165ZM174 93V92H173ZM177 93V94H178ZM12 94V93H11ZM15 94V93H14ZM21 94V93H20ZM24 94H23V96H24ZM57 94H59V92H57ZM70 94V93H69ZM68 94V95H69ZM72 94V93H71ZM159 94V93H158ZM167 94V93H166ZM26 95H28V94H26ZM157 95V94H156ZM179 95V94H178ZM70 96V95H69ZM68 96V97H69ZM180 96V95H179ZM182 96H184V95H182ZM30 97V96H29ZM35 97V96H34ZM33 97V98H34ZM52 97V96H51ZM55 97V96H54ZM67 97V96H66ZM158 97V96H157ZM156 97V98H157ZM167 97H168V95H167ZM32 97H31V99H33ZM49 98V99H48ZM160 98L158 99V101L160 100ZM29 100V102L31 101L32 103H31V105L33 104V102L36 100V98H34L33 100ZM66 99H68V98H66ZM88 99H90L93 103V105L91 104V105H89V101H87ZM167 99V98H166ZM48 100V101H47ZM157 101V102H158ZM166 101V100H165ZM2 102H1V104H2ZM8 102V101H7ZM36 102V101H35ZM34 102V103H35ZM68 102V103H69ZM168 102V101H167ZM3 103H6V102H3ZM68 103H67V105H68ZM91 103V102H90ZM110 103H111V105H113V106H111L110 105ZM159 103V102H158ZM157 103V104H158ZM169 103H171V102H169ZM7 104V103H6ZM37 104H39V103H37ZM37 104H35L36 105V108H38L37 107ZM40 104H42V102L40 103ZM48 104H51V103H48ZM156 104V105H157ZM164 103H162V107H164L165 105H163ZM9 105V104H8ZM35 105H33V106H31V109L32 108H34L35 107ZM44 105H45V103H44ZM64 105V104H63ZM154 106V109L157 107V106ZM184 105L187 107V109L186 108H184L186 111L183 113V116H185V115H187V116H189V115H191V116H189V118H193V117H197V118H199L200 116V114H201V116H203L204 118H206V119H208V120H212V123H213V125H211V126H209L208 124H206V122L207 121H203V123L204 124H202V126H201V121H202V118H201V120H199L200 121V126L201 127H205L204 129H206V130H204L205 132L206 131H208L209 133H212V134H214L213 132H218L220 135H221V137H222V141L225 143V144H229V143H231L232 142V139H233V133H232V131L231 130H233L232 128L234 127V129H235V127L236 126H232L231 127V132L230 131H228L227 129L225 130L223 127V129H220L221 128V123L220 122H217V119H216V121L214 120V118L213 117H211V116H213L209 111H207V109H205V107H203L202 105H201V103H199V101L197 100V98H192V99H189V100H185L184 101ZM46 106V105H45ZM50 106V105H49ZM66 106V105H65ZM71 106V105H70ZM70 106H68L69 108H70ZM160 106V105H159ZM1 107V106H0ZM5 107V106H4ZM51 107V106H50ZM67 107V108H68ZM72 107V106H71ZM118 107H122L123 109H124V111L126 110V111H128V114H126V115H123V113H124V111H123V113H120L119 114V112H118V110L120 109H118L117 110V108ZM161 106H160V108H162ZM170 107L172 108V109H174V108H178V107H182L181 105H177V104H174V103H172V104H170ZM170 107H168L170 110H171V108ZM36 108H34V111H39V109L37 110ZM40 108V107H39ZM42 108V107H41ZM48 108V107H47ZM66 108V107H65ZM121 108V109H122ZM158 108V107H157ZM165 108V107H164ZM168 108H165V110L166 109H168ZM1 109H2V107L0 108V114H1ZM4 109V108H3ZM2 109V110H3ZM7 109V108H6ZM44 109L45 108H43V111H44ZM117 111H116V110ZM120 109V110H121ZM64 110H66V109H64ZM69 110V109H68ZM158 110V109H157ZM176 110H178V109H176ZM33 111V110H32ZM40 111H41V113L43 112L41 109H40ZM39 111V112H40ZM121 111V112H122ZM167 111V110H166ZM49 112V111H48ZM48 112H46L47 114H48ZM168 112V111H167ZM196 112H199L200 114L199 115H197L196 114ZM35 113L36 112H34V115H35ZM40 113V114H41ZM66 113H69V111L68 112H66ZM179 113V112H178ZM182 113V112H181ZM211 114V116L209 115V114ZM15 114H17V111H15L14 112V114H12V115H15ZM19 114V113H18ZM37 115V117H38V112L36 113ZM141 115V114H140ZM3 116H4V114H3ZM35 116V117H36ZM40 116V115H39ZM45 116H47V115H45ZM199 116V117H198ZM17 117L19 118L20 116H18L17 115ZM43 117H44V114H43ZM42 116H41V118H43ZM65 117H67V116H65ZM93 119H92V118ZM148 117V116H147ZM17 118V119H18ZM21 118V120L23 121V120H25V118H26V116L24 115L23 117H20ZM20 118L18 119V120H20ZM24 118V119H23ZM39 118V117H38ZM139 118H141V117H139ZM139 118H138V120H139ZM143 118V117H142ZM186 118V117H185ZM191 118V119H192ZM195 118H194V121H196V120H198V119H196L195 120ZM203 118V119H204ZM213 118V119H212ZM5 119V118H4ZM3 119V117H1L0 116V130H1V133H4L5 135H4V137H3V142H2V146L3 147H5V150H6V147L8 148V147H14L15 149H16V151L19 153V155L18 156H20L21 157V155L22 154H24V156L23 157H25V158H28V157H30V160H33V161H35L36 159H35V153L33 154V151L34 150H36V146H35V149L32 147L31 149H23L24 147V145L25 146H27L26 144H24V145H22V147H20V141H19V139L16 137V136H14V135H12V133L10 132V128H9V126H11L12 124H11V122L9 123V126H8V123L5 121ZM47 119V118H46ZM181 119V118H180ZM190 119V120H191ZM200 119V118H199ZM238 119V118H237ZM241 119V118H240ZM39 120H41V119H39ZM45 120V119H44ZM184 120V119H183ZM185 120H187V119H185ZM7 121H9V120H7ZM47 121H49V120H47ZM60 121H61V119H60ZM118 121V122H117ZM198 121V122H199ZM240 121V120H239ZM239 121H238V124H239ZM20 122V121H19ZM24 122V121H23ZM34 122H35V120H34ZM41 122H43V119H42V121ZM41 122H40V124H41ZM57 122V121H56ZM78 122H80V123H82L83 124V126H84V128H89L90 130H92L93 132L92 133H97V132H101V131H103V128H105V129H107L106 130V132L108 131V133H109V130H111V133H109V137H111V138H108L107 137V135L106 134H108V133H106V134H104L105 135V138H103L104 137V135L103 136H101V139L100 140H97V142L99 143V145H100V148H95V146L93 147V144L92 143H94L95 144V142H92L91 141V143H90V145H91V147H90V145L87 147V146H85L86 148H84V146H83V149H79L78 147H77V145H76V147H73V146H71L72 145V142H75V139L72 141V139H71V135L69 134L68 135V133H70V130H72L74 133H76V131L78 130L77 128H75V125L78 123ZM235 122H237V120L235 119ZM124 123V122H123ZM197 123V122H196ZM220 123V124H219ZM11 124V125H10ZM44 124V123H43ZM56 124V123H55ZM55 124L52 126L51 125V127H54L55 126ZM79 124V123H78ZM241 125H242V123H240ZM243 124H244V122H243ZM247 124V123H246ZM80 125V124H79ZM127 125V124H126ZM130 125H133V124H130ZM234 125H237L236 123H234ZM57 127H59L58 125H56ZM56 126H55V128H56ZM134 126H136V125H134ZM197 126H199V123H197ZM243 126V125H242ZM245 126V125H244ZM246 126H248V125H246ZM50 127V128H51ZM76 127H77V125H76ZM79 127H81V125L79 126ZM101 127H103V128H101ZM195 127V126H194ZM200 127V128H201ZM252 127V126H251ZM40 128V127H39ZM86 128V129H87ZM132 128H133V126H132ZM135 128V127H134ZM133 128V129H134ZM137 128V127H136ZM237 128V127H236ZM247 128H249L251 131L253 130V128L254 127H252V128H250V127H246L245 129H247ZM53 129V128H52ZM238 129V128H237ZM236 129V130H237ZM244 129V128H243ZM55 130V129H54ZM58 130V129H57ZM60 130V129H59ZM58 130V132H60ZM66 130V131H65ZM89 130V131H90ZM218 130V131H217ZM250 130H246V131H250ZM79 131V130H78ZM251 131L249 132V133H251ZM257 131V130H256ZM56 133H57V131H55ZM83 132V131H82ZM86 132V131H85ZM104 132V131H103ZM102 132V133H103ZM121 132V133H120ZM134 132H135V130H134ZM137 132V135H139L140 136V133L138 134V131H136ZM207 132V133H208ZM234 132V131H233ZM255 132V131H254ZM259 132V131H258ZM0 133V134H1ZM35 133V132H34ZM33 133V134H34ZM87 133H89L88 132V130H87V132H86V134ZM120 133V134H119ZM132 133V132H131ZM130 133V136L132 135ZM208 133V134H209ZM243 133H245L244 132V130H243ZM249 133H247V134H249ZM73 134V133H72ZM84 134V133H83ZM90 134H91V132H90ZM112 136H111V135ZM252 134V133H251ZM256 134V133H255ZM255 134L253 135V136H255ZM259 134L260 133H258V134H256V136H257V138L259 137V138H261V136H259ZM22 135V134H21ZM74 135V134H73ZM75 135H77V134H75ZM74 135V136H75ZM134 135V134H133ZM264 135V134H263ZM6 136V137H5ZM12 136H14V137H16L17 138V140H16V138H15V140L12 138ZM20 136V135H19ZM26 136V135H25ZM25 136H24V138H25ZM81 136V135H80ZM83 137H84V135H82ZM89 136H91V135H89ZM93 137H97V136H95L94 134L92 135ZM114 136V139H112V137ZM138 136V139H141L140 137ZM209 136H211V135H209ZM208 136V137H209ZM250 136H252V135H250ZM252 136V137H253ZM256 136H255V138H256ZM21 137V136H20ZM27 137V136H26ZM29 137H31V136H28V138ZM38 137V136H37ZM36 137V138H37ZM93 137H91L92 139H93ZM134 137H136V136H134ZM23 138V137H22ZM23 138V139H24ZM74 138V137H73ZM82 138V137H81ZM122 138H124V137H122ZM131 138H133V136L131 137ZM130 138V139H131ZM262 138H263V136H262ZM32 139H34V137L33 138H30V140L32 141ZM83 139V138H82ZM118 139V140H117ZM129 139V140H130ZM143 139V138H142ZM151 139V138H150ZM251 139H254V137L253 138H251ZM25 140V139H24ZM36 140V139H35ZM45 140H47V141H45ZM86 140V139H85ZM84 140V141H85ZM135 140H136V138H135ZM234 140V139H233ZM0 141H2V138H1V140ZM19 141V142H18ZM26 141V140H25ZM31 141H29V142H31ZM36 141H38V140H36ZM38 141V142H39ZM132 141V140H131ZM148 141V140H147ZM260 141H262V139H260ZM29 142H27V144L29 143ZM34 142V144L36 143L37 144V142H35V141H33ZM42 142V143H43ZM121 142L126 146V144H127V140L126 139H122L121 140ZM153 142V141H152ZM21 143H23V141L21 142ZM41 143V142H40ZM40 143H38V144H40ZM89 143V142H88ZM97 143V144H98ZM131 143V142H130ZM132 143L134 144V139H133V141H132ZM131 143V144H132ZM136 143H138V141L136 142ZM155 143V142H154ZM234 143V142H233ZM264 142H262V144H263ZM1 144V143H0ZM44 144V143H43ZM46 144V143H45ZM82 144V143H81ZM153 144V143H152ZM228 144H227V146H228ZM28 145H33L32 143L31 144H28ZM135 145V144H134ZM145 145V144H144ZM156 145V144H155ZM232 145V144H231ZM43 146V145H42ZM46 146V145H45ZM128 146V145H127ZM137 147L139 146V144L138 145H136ZM141 146H143V144H141ZM153 146V145H152ZM263 146H264V144H263ZM29 147V146H28ZM39 146H37V148H38ZM154 147V146H153ZM213 147H215V146H213ZM222 147V146H221ZM220 147V145H219V149L221 148ZM27 148V147H26ZM65 148L67 149V150H71V151H68V152H66V150H65ZM125 148H127V147H125ZM136 148V147H135ZM143 148V147H142ZM159 148V147H158ZM158 148H155V150L156 149H158ZM222 148H224V147H222ZM11 149H13V148H11ZM15 149H13V151L15 150ZM34 149V150H33ZM40 148H38V150H39ZM127 149H129V148H127ZM134 149V148H133ZM3 151H4V148L2 149ZM33 150V151H32ZM38 150H36V151H38ZM129 150H131V149H129ZM135 150V149H134ZM144 150H145V147H144ZM152 150V149H151ZM159 150V149H158ZM191 150H192V148H191ZM223 150V149H222ZM7 151H9V149L7 150ZM12 151V150H11ZM42 151V150H41ZM41 151H38V153L39 152H41ZM44 151V150H43ZM42 151V152H43ZM47 151V152H46ZM133 151V150H132ZM153 151V150H152ZM42 152H41V154H42ZM139 152V151H138ZM192 152H193V150H192ZM221 152V151H220ZM230 152H232V151H230ZM230 152H229V154H230ZM235 152V151H234ZM17 153V154H18ZM22 153V154H21ZM37 153V152H36ZM97 153V152H96ZM102 153H101V155H102ZM121 153V152H120ZM125 153V152H124ZM158 153V152H157ZM236 153V152H235ZM16 154V155H17ZM43 154H44V152H43ZM126 154V153H125ZM145 153H144V151H143V154L142 155H144ZM228 154V153H227ZM226 154V155H227ZM228 154V155H229ZM233 154V153H232ZM231 154V155H232ZM246 155H247V153H245ZM252 154V153H251ZM6 155H8V154H6ZM34 155V156H33ZM98 155H99V153H98ZM151 155H152V153H151ZM162 155H164V154H162ZM230 155V156H231ZM235 155V154H234ZM256 155V154H255ZM255 155H247V156H245L244 158V161L247 163V165H255V162H256V157L257 156H255ZM39 156H41V155H39ZM97 156V155H96ZM104 156V155H103ZM156 156H158V158H160V156L159 155H156ZM233 156V155H232ZM107 157V158H108ZM130 157V156H129ZM149 157V156H148ZM151 157V156H150ZM149 157V158H150ZM234 157V156H233ZM12 157H10L9 159H11ZM18 158V157H17ZM24 158V159H25ZM87 158V157H86ZM89 158V157H88ZM91 158V157H90ZM94 158V157H93ZM97 158H98V160L101 162V160H103V158L104 157H102V158H100V156L98 157L97 156ZM96 157H95V159H92V160H96L97 159ZM105 159V162L104 163H107L108 164V159ZM125 158V157H124ZM148 158V159H149ZM152 158V157H151ZM150 158V159H151ZM154 158V157H153ZM235 158H236V156H235ZM257 158H259V162H258V165L259 164H263V162H261L262 160H261V158L260 157H257ZM7 159V158H6ZM120 159V158H119ZM155 159V158H154ZM153 159V160H154ZM161 159H163L162 157H161ZM19 159H17V161H18ZM59 160H60V162H59ZM87 159H85V161H86ZM97 160V161H98ZM122 161L124 160L123 158L121 159ZM126 160V159H125ZM130 160H132V159H130ZM158 160H160V159H158ZM238 159H236V161H237ZM13 161V160H12ZM20 161V160H19ZM26 160H24V163H26L27 165H28V163L29 162H25ZM33 161H31V162H33ZM36 161V162H37ZM40 161V160H39ZM84 161V160H83ZM88 161V160H87ZM91 161V160H90ZM90 161H89V163H90ZM95 162V164L97 163V166H98V162ZM127 161V160H126ZM147 161V160H146ZM157 161V160H156ZM155 161V162H156ZM162 161V160H161ZM239 161V160H238ZM244 161H242L243 163H244ZM13 162H15V160L13 161ZM41 162V161H40ZM94 162H92L91 164H93ZM99 162V163H100ZM154 162V161H153ZM154 162V163H155ZM165 162V161H164ZM35 163V162H34ZM34 163L32 164L31 163V165L33 166L34 165ZM111 163V164H112ZM136 163V162H135ZM167 163V162H166ZM236 163V162H235ZM257 163V162H256ZM25 164V165H26ZM38 164H39V162H38ZM51 164V163H50ZM49 164V165H50ZM90 164V165H91ZM103 164V163H102ZM101 164V165H102ZM110 164V163H109ZM108 164V165H109ZM110 164V165H111ZM146 164V163H145ZM156 164H160L158 161L156 162ZM162 164H164V163H162ZM48 165V164H47ZM80 165H82V164H80ZM87 165H89V164H87ZM100 165V166H101ZM104 165V164H103ZM106 165V164H105ZM113 165V164H112ZM149 165V164H148ZM157 165V166H158ZM161 165V164H160ZM159 165V166H160ZM39 166V165H38ZM53 166L51 167V168H53ZM92 166H94V164L92 165ZM113 166H116V163H115V165H113ZM118 166V165H117ZM155 166V165H154ZM162 166V165H161ZM165 166V165H164ZM168 166V165H167ZM242 165L240 164V167H241ZM246 166V165H245ZM42 167V166H41ZM88 167V166H87ZM87 167H85V169L87 168ZM103 167H105V166H103ZM121 167V166H120ZM148 167H152V166H148ZM163 167V166H162ZM237 167V166H236ZM247 167V166H246ZM260 167V165L258 166V168ZM262 167V169H261V171L262 172H264V168H263V166H261ZM34 168V167H33ZM36 169L37 168H39V167H37V165H36V167H35ZM43 168H45L44 166H43ZM46 168H48L47 166H46ZM45 168V169H46ZM54 168V169H55ZM63 168L64 169H66V170H63ZM90 168H94L93 169V171H94V174H96L97 176L98 175H100V173L102 172V169H101V172L100 171H98V169H95V166L94 167H90ZM101 168V167H100ZM107 168V170H109L111 173H112V171H113V169H111L110 167H106ZM134 168H136V167H134ZM153 168V167H152ZM156 168V167H155ZM154 168V169H155ZM158 168V167H157ZM168 168H170L169 166H168ZM42 169V168H41ZM41 169L39 170V171H41ZM43 170L44 172L46 171V170ZM49 169H50V167H49ZM84 169V170H85ZM118 169H120V168H118ZM122 169H124V168H122ZM129 169V168H128ZM128 169H126V170H128ZM150 169V168H149ZM159 169V168H158ZM238 169V168H237ZM259 169V170H260ZM38 170V169H37ZM57 170H56V172H57ZM112 170V171H111ZM126 170H123V171H126ZM167 170V169H166ZM170 170H172V171H174V170H176V169H170ZM240 170V169H239ZM253 170H254V168H253ZM1 171V170H0ZM34 172H35V170H33ZM49 172L51 171V170H48ZM83 171V170H82ZM88 171H89V169H88ZM104 171L106 172V169H104ZM119 171V170H118ZM129 171V170H128ZM169 171V170H168ZM167 171V172H168ZM187 171V170H186ZM249 171V170H248ZM252 171V170H251ZM256 171V170H255ZM255 171H253V172H255ZM38 172V171H37ZM51 172H53V171H51ZM84 172H86V170L84 171ZM115 172V171H114ZM164 172V171H163ZM170 172L171 171H169L168 173L170 174ZM177 172H178V169H177ZM177 172H175V173H177ZM36 173V172H35ZM35 173L32 175V176H35ZM39 173V172H38ZM38 173H36L37 175H39ZM46 173V172H45ZM64 173V172H63ZM63 173H59V174H62V175H64ZM109 173V172H108ZM117 173V172H116ZM172 173V172H171ZM261 173V172H260ZM46 174H48V173H46ZM51 174H54V173H51ZM50 174V175H51ZM58 174V175H59ZM65 174V176L64 177H67V175ZM90 174H92V172H90ZM104 174V173H103ZM102 174V175H103ZM115 173H113L112 175H114ZM173 174H174V172H173ZM254 174V173H253ZM31 175V174H30ZM84 175V174H83ZM86 175H88L87 173H86ZM85 175V176H86ZM110 175V174H109ZM116 175V174H115ZM162 175V174H161ZM178 175V177H180L179 176V174H177ZM182 175V174H181ZM256 175V174H255ZM263 175H264V173H263ZM52 176V175H51ZM60 177H61V175H59ZM58 176V177H59ZM82 176V175H81ZM80 176V177H81ZM85 176H84V178H85ZM89 176V175H88ZM92 176V175H91ZM95 176V175H94ZM105 176V175H104ZM173 176V175H172ZM174 176H175V174H174ZM183 176V175H182ZM257 176V175H256ZM6 177V176H5ZM29 176H27V178H28ZM36 177H38V176H35L33 179H35L36 180ZM46 177H47V175H46ZM54 177H57L56 176V173L54 174ZM54 177H52V178H54ZM57 177V178H58ZM63 177V176H62ZM63 177V178H64ZM68 177V178H69ZM80 177H78V179H79V181L81 180L80 179ZM108 177V176H107ZM116 177V176H115ZM120 176H118V178H119ZM258 177H259V175H258ZM27 178H26V180H27ZM29 178H31V176L29 177ZM28 178V179H29ZM63 178H62V180H63ZM70 178V179H71ZM74 178H76V177H74ZM89 178H91L90 176H89ZM88 178V179H89ZM96 178V177H95ZM123 178V177H122ZM151 178V177H150ZM175 178V177H174ZM181 178V177H180ZM180 178H178V180L180 179ZM184 178V177H183ZM182 178V179H183ZM262 178V177H261ZM32 179V178H31ZM30 179V180H31ZM32 179V180H33ZM55 179V178H54ZM59 179H61V178H59ZM64 179H66V178H64ZM69 179V180H70ZM87 179V180H88ZM92 179H94V177L92 178ZM107 179V178H106ZM121 179V178H120ZM149 179V178H148ZM152 179V178H151ZM153 179H155V178H153ZM177 179V178H176ZM175 179V180H176ZM264 179V178H263ZM5 180V179H4ZM30 180H28V181H30ZM49 180V179H48ZM53 180V179H52ZM68 180V179H67ZM83 180H85V179H82L80 182H82ZM90 180V179H89ZM103 180H105V178L103 179ZM116 180V179H115ZM118 180V179H117ZM128 180V179H127ZM144 180V179H143ZM177 180V181H178ZM46 181V180H45ZM44 181V182H45ZM51 181V180H50ZM60 182H61V180H59ZM58 181V182H59ZM66 181V180H65ZM72 181V180H71ZM71 181H69V182H71ZM74 181H76V180H74ZM73 181V182H74ZM92 181V180H91ZM94 181H97V180H95L94 179ZM114 181V180H113ZM119 181V180H118ZM126 181V180H125ZM149 181V180H148ZM156 181V180H155ZM68 182V181H67ZM66 182V183H67ZM68 182V183H69ZM77 182V181H76ZM93 182V181H92ZM146 182V181H145ZM182 182V181H181ZM29 183V182H28ZM31 183V182H30ZM52 183H54V182H52ZM63 183V182H62ZM65 183V182H64ZM90 183V182H89ZM98 183H100V182H98ZM101 183H102V181H101ZM109 183V182H108ZM140 183V182H139ZM179 183V182H178ZM44 184L45 183H42L41 184V186L43 185L44 186ZM50 184V183H49ZM49 184H46V187H48L49 186ZM57 184V183H56ZM85 184V183H84ZM105 184V183H104ZM104 184L102 185V188H103V186H104ZM121 184V183H120ZM119 183H118V185H120ZM132 184V183H131ZM135 184V183H134ZM148 184V183H147ZM147 184H146V186H147ZM184 184V183H183ZM70 185L72 186V184L70 183ZM106 185V184H105ZM108 185V184H107ZM106 185V187H108ZM130 185V184H129ZM133 185V184H132ZM180 185H182V184H180ZM35 186V185H34ZM33 186V187H34ZM37 186V185H36ZM42 186V187H43ZM83 183L82 184H80V185H78L77 187H79V188H77L76 187V189H74L73 187H72V189L76 192V193H74V195H75V197H74V200H73V202L75 203V201L77 202V203H79V202H81V197L82 196H87L88 195V189L87 188H83ZM112 186H115V185H112ZM122 186V185H121ZM120 186V187H121ZM149 186V185H148ZM33 187H31V189L33 188ZM62 187V186H61ZM88 187V186H87ZM40 188V187H39ZM60 188V187H59ZM58 188V189H59ZM113 188V187H112ZM116 188V187H115ZM125 188L127 189L128 187L127 186H125ZM124 188V189H125ZM170 188V187H169ZM177 188V187H176ZM12 189V193H13V188H11ZM34 189V188H33ZM61 189V188H60ZM68 189V188H67ZM90 189V188H89ZM10 190V189H9ZM29 190V189H28ZM41 190V189H40ZM44 190V189H43ZM91 190V189H90ZM89 190V191H90ZM95 189H93V191H94ZM107 190L110 192V190H109V188H107ZM113 190H115L114 188H113ZM123 190V189H122ZM129 190V189H128ZM132 190V189H131ZM133 190H134V188H133ZM169 190H171V188L169 189ZM32 191V190H31ZM36 191V190H35ZM60 191V190H59ZM63 191V190H62ZM112 191V190H111ZM116 191V190H115ZM127 191V190H126ZM45 192H46V190H45ZM47 192H48V190H47ZM124 192V191H123ZM135 192V191H134ZM137 192V191H136ZM139 192V191H138ZM34 193V192H33ZM59 193V192H58ZM61 194L62 193H64V192H60ZM95 193V192H94ZM108 193V192H107ZM114 193V192H113ZM128 193V192H127ZM253 193V192H252ZM4 194V193H3ZM9 194V193H8ZM16 194V193H15ZM31 194V193H30ZM36 194V193H35ZM56 194V193H55ZM100 194V193H99ZM103 194V193H102ZM102 194H100V195H102ZM126 193H119V192H116L115 193V195H114V197H115V200L110 204V205H112V206H114L115 207V209H116V212H117V215H119V216H125L126 214H127V212H131L132 214H136V215H141V211L142 210H140L138 207H136L134 204H136V205H142L144 202H146V199L145 200H141V196L139 197V198H137V199H132V202H130V203H125V202H123L122 200H123V198L125 199V195ZM173 194H174V192H173ZM65 195V194H64ZM71 195V194H70ZM73 195V194H72ZM249 195V194H248ZM48 196V195H47ZM68 196H69V194H68ZM95 196V195H94ZM108 196H109V194H108ZM215 196H217V195H215ZM219 196V195H218ZM252 196H255V195H252ZM1 197V196H0ZM20 197V196H19ZM62 198L64 197L63 195L61 196ZM66 197H67V195H66ZM66 197H65V199H66ZM71 197V196H70ZM90 197H91V195H90ZM104 196H102V198H103ZM110 197H112V195H110ZM118 197V198H117ZM214 197V196H213ZM256 197V196H255ZM91 198H93V197H91ZM105 198V197H104ZM149 198V197H148ZM174 198V197H173ZM172 198V199H173ZM224 197H214L212 200H207L206 201V198H204L205 199V201H203V207H202V209L203 210H206V211H208L209 209H211V207H213L214 205H223V204H225V200L223 199ZM251 198H253V197H251ZM258 198V197H257ZM47 199V198H46ZM64 199V198H63ZM63 199H61V200H63ZM168 199V198H167ZM166 199V200H167ZM226 199V198H225ZM249 199V198H248ZM72 200V199H71ZM97 200H99V199H97ZM103 200H105V199H103ZM108 200V199H107ZM235 200V199H234ZM106 201V200H105ZM159 201V200H158ZM169 201V200H168ZM227 201H230V200H226V202ZM236 201H237V199H236ZM29 202V201H28ZM33 202V201H32ZM66 202V201H65ZM199 202H200V200H199ZM83 203V202H82ZM90 203V202H89ZM105 203V202H104ZM133 203V204H132ZM168 203V202H167ZM167 203H165L164 204V207L162 206V208H161V211H159V212H157V213H159L160 214V216H162L163 218L167 215V214H169V215H171V216H169L170 217V219H169V221H171V222H173L174 224L176 223V226L174 225V224H172V225H174L177 229H178V225H179V223L180 222H182V221H184L186 218H187V215H189L190 213L188 212V214H185V212H184V210H182L181 212H179V213H182V214H177L176 213V210H175V208L174 207H168L167 205ZM231 203H232V201H231ZM237 203V202H236ZM36 204H37V202H36ZM88 204V203H87ZM96 204V203H95ZM132 204V205H131ZM149 204V203H148ZM158 204H159V202H158ZM167 204V205H166ZM177 204V203H176ZM199 205H200V203H198ZM227 204V203H226ZM225 204V205H226ZM230 204V203H229ZM233 204V203H232ZM245 204H247V203H245ZM78 205H80V204H78ZM83 205V204H82ZM89 205V207H90V205L91 204H88ZM98 205V204H97ZM101 205V204H100ZM131 205V206H130ZM144 205V204H143ZM157 205V204H156ZM161 205H162V202H161ZM181 205V204H180ZM223 206V208H225L226 206ZM237 205V204H236ZM239 205V204H238ZM237 205V206H238ZM81 206V205H80ZM86 206V205H85ZM172 206V205H171ZM178 206H179V204H178ZM232 206V205H231ZM83 207V206H82ZM86 207H88V206H86ZM85 207V208H86ZM98 207V206H97ZM108 207H111V206H108ZM158 207V206H157ZM156 207V208H157ZM159 207H160V205H159ZM180 207V206H179ZM182 207V206H181ZM218 207H220V206H218ZM227 207H228V205H227ZM226 207V208H227ZM234 207V206H233ZM258 207V206H257ZM26 208V207H25ZM91 208V207H90ZM92 208H94L93 206H92ZM106 208H107V206H106ZM186 208H187V206H186ZM217 208V207H213L212 209H213V211L214 212H216L215 211V209ZM222 208V209H223ZM232 208V207H231ZM230 208V209H231ZM249 208V207H248ZM251 208V207H250ZM250 208H249V211H251L250 210ZM254 208V207H253ZM113 209V208H112ZM178 209H180V208H178ZM184 209H185V207H184ZM189 209V207L187 208V210ZM200 209V208H199ZM198 209V211H201V213H204L203 211H202V209L201 210H199ZM229 209V208H228ZM25 210V209H24ZM102 210H104V209H102ZM144 210H145V208H144ZM224 210V209H223ZM222 210V211H223ZM264 210V209H263ZM263 210H262V212H263ZM110 211H111V208H110ZM109 211V212H110ZM177 211H179V210H177ZM186 211V210H185ZM189 211H191V209H189ZM194 211V210H193ZM213 211H208L209 213H212ZM220 211V210H219ZM222 211L220 212V213H222ZM253 211V210H252ZM217 212H218V210H217ZM149 212L148 211H145L144 213H143V216L145 215V216H147V214H148ZM171 213V214H170ZM185 215H184V214ZM196 213V212H195ZM194 213V214H195ZM209 213H207V214H209ZM224 213H226V212H224ZM224 213H222V215L224 214ZM228 213V212H227ZM113 214H114V212H113ZM116 214V213H115ZM114 214V215H115ZM207 214H205V215H207ZM218 214V213H217ZM229 214V213H228ZM128 215V214H127ZM190 215H192V214H190ZM211 215H213V214H211ZM222 215H220L221 217H223ZM230 216H231V214H229ZM228 215V216H229ZM234 215H236V214H234ZM239 215V214H238ZM195 216V215H194ZM210 216V215H209ZM219 216V217H220ZM250 216V215H249ZM249 216L247 215V217L249 218ZM257 216V215H256ZM262 216V215H261ZM138 217V216H137ZM161 217V218H162ZM189 217V216H188ZM193 217V216H192ZM212 217H214V215L212 216ZM225 217V216H224ZM241 217V216H240ZM242 217H243V215H242ZM251 217V216H250ZM132 218V217H131ZM163 218H162V220H163ZM195 218V217H194ZM226 219H227V217H225ZM231 218V217H230ZM23 219V218H22ZM141 219V218H140ZM143 219V218H142ZM153 219V218H152ZM156 219V218H155ZM190 218H188V220H189ZM208 219H210V218H208ZM217 219V218H216ZM239 219V218H238ZM255 219V218H254ZM144 220V219H143ZM159 220V219H158ZM157 220V221H158ZM187 220V219H186ZM191 220H192V218H191ZM197 221H198V219H196ZM201 220H203V219H200V221ZM205 220V219H204ZM219 220V219H218ZM221 220H223V219H221ZM220 220V221H221ZM229 220V219H228ZM230 220H232V219H230ZM240 221H241V219H239ZM2 221V220H1ZM17 221V220H16ZM72 221V220H71ZM139 221V220H138ZM146 222H147V220H145ZM149 221V220H148ZM166 221H167V219H166ZM194 221V220H193ZM208 221V220H207ZM226 221V220H225ZM257 222H258V220H256ZM262 221V220H261ZM28 222V221H27ZM140 222H142V221H140ZM168 222V221H167ZM167 222H165L167 225H168V223ZM189 222H191V221H189ZM205 222H206V220H205ZM204 221L202 222H200L199 224H198V226L197 227H199V228H203V227H205V226H207V223H209V222H207V223H205ZM222 222V221H221ZM224 222V221H223ZM236 222V221H235ZM255 222V221H254ZM256 222V223H257ZM4 223H7V222H4ZM145 223V222H144ZM165 223H163V225H166ZM205 225H204V224ZM217 222L215 221V224H216ZM227 223V222H226ZM234 223V222H233ZM232 223V224H233ZM248 223V222H247ZM259 223H260V219H259ZM261 223H263V222H261ZM26 224V223H25ZM41 224V223H40ZM135 224V223H134ZM147 224V223H146ZM161 224V223H160ZM171 224H169L170 226H172ZM211 224H214V223H211ZM219 224V223H218ZM229 223H227V225H228ZM235 224H237V223H235ZM234 224V225H235ZM239 224V223H238ZM7 225V224H6ZM158 225V224H157ZM194 225V224H193ZM221 225V224H220ZM219 225V226H220ZM226 225V226H227ZM233 225V226H234ZM239 225H241V223L239 224ZM252 225V224H251ZM254 225V224H253ZM257 225H258V223H257ZM40 226V225H39ZM160 226V225H159ZM161 226H162V224H161ZM160 226V227H161ZM209 226H210V224H209ZM232 226V225H231ZM232 226V227H233ZM236 227H237V225H235ZM180 227V226H179ZM220 227H222V226H220ZM235 227V228H236ZM245 227V226H244ZM247 227H248V225H247ZM210 228V227H209ZM218 228V227H217ZM226 228V227H225ZM227 228H229V226L227 227ZM231 228V227H230ZM234 228V227H233ZM239 228H241V227H238V229ZM2 229V228H1ZM5 229V228H4ZM24 229H26V228H24ZM32 229H33V227H32ZM31 229V230H32ZM183 229V228H182ZM220 229V228H219ZM223 229H224V225H223ZM232 229V228H231ZM8 230V229H7ZM6 230V231H7ZM12 230V229H11ZM39 230V229H38ZM245 230V229H244ZM2 231H3V229H2ZM5 231V230H4ZM10 231V230H9ZM37 231V230H36ZM180 231V230H179ZM189 231V230H188ZM228 231V230H227ZM226 231V232H227ZM232 231V230H231ZM249 231V230H248ZM252 231H254V230H252ZM234 232V231H233ZM244 232H247V231H244ZM12 233V232H11ZM24 233V232H23ZM33 233V232H32ZM36 233V232H35ZM185 233V232H184ZM187 233H189V232H187ZM201 233H202V231H201ZM229 233V232H228ZM236 233V232H235ZM254 233H255V231H254ZM258 233V232H257ZM256 233V234H257ZM215 234V233H214ZM242 234V233H241ZM240 234V235H241ZM251 234H253V233H251ZM260 234H262L261 232L259 233V236L257 235V237L255 236V237H243L244 239L242 240V243L244 244V245H246V249L249 251V248H248V246H252V247H258V246H262L263 244H264V236H262V235H260ZM24 235V234H23ZM201 235V234H200ZM234 235V234H233ZM36 236V235H35ZM223 236V235H222ZM217 237V236H216ZM219 237V236H218ZM217 237V238H218ZM225 238H226V236H224ZM224 237H223V239H224ZM9 238V237H8ZM13 238V237H12ZM184 238V237H183ZM186 238V237H185ZM220 238H221V236H220ZM187 239H189L188 237H187ZM230 239V238H229ZM32 240V239H31ZM189 240H191V239H189ZM225 240V239H224ZM227 241V240H226ZM4 242V241H3ZM34 242V241H33ZM194 242V241H193ZM223 242H225V241H223ZM239 243H240V240H239ZM249 243V244H248ZM251 243V244H250ZM7 244V243H6ZM10 244V243H9ZM23 244V243H22ZM25 244V243H24ZM31 244V243H30ZM236 244H237V242H236V240L235 241H233V247L234 248H236L237 246H236ZM241 244V243H240ZM242 244V245H243ZM5 245V244H4ZM6 246V245H5ZM11 246V245H10ZM14 246H16V245H14ZM13 246V247H14ZM19 246V245H18ZM29 246V245H28ZM137 246V245H136ZM23 247V246H22ZM27 247V246H26ZM134 247H135V245H134ZM7 248V247H6ZM198 248H200V247H198ZM197 248V249H198ZM260 249V248H259ZM10 250V249H9ZM199 250H201V249H199ZM5 251V250H4ZM13 251V250H12ZM247 251V252H248ZM252 251V250H251ZM16 252V251H15ZM14 252V253H15ZM18 252V251H17ZM30 252V251H29ZM253 252V251H252ZM13 253V254H14ZM23 253V252H22ZM27 253V252H26ZM224 253V252H223ZM197 255V254H196ZM224 255V254H223ZM239 255V254H238ZM238 255H236V256H238ZM12 257V256H11ZM23 257V256H22ZM234 257V256H233ZM231 257H229V259H230ZM236 258H239V257H236ZM11 260V259H10ZM27 260V259H26ZM226 260V259H225ZM232 260H235V258L234 259H231L230 260V264L231 263H233V261ZM18 261V260H17ZM227 261V260H226ZM238 261V260H237ZM27 262V261H26ZM32 262V261H31ZM234 262H236V260L234 261ZM34 263V262H33ZM224 263V262H223ZM237 263V262H236ZM19 264V263H18ZM239 264V263H238Z\"/></svg>",
	"mask_w": 264,
	"mask_h": 264
}]
</instances>
